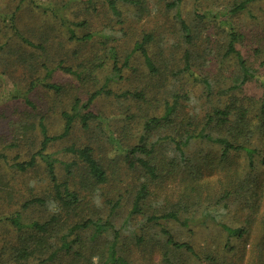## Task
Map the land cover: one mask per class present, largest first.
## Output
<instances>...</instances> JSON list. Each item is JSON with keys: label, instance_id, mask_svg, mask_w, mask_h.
Listing matches in <instances>:
<instances>
[{"label": "rangeland", "instance_id": "1", "mask_svg": "<svg viewBox=\"0 0 264 264\" xmlns=\"http://www.w3.org/2000/svg\"><path fill=\"white\" fill-rule=\"evenodd\" d=\"M236 1L238 0H182L179 10H176L177 8L171 7L173 0H144V8L140 12L132 5L118 1L120 16L115 17L105 0H0V215L20 210L25 199L38 195L47 188L44 158L35 157V166L28 172L20 173L12 167L16 162L28 160L40 149L41 125L49 137L61 134L64 124L62 113H71L75 98L84 102L89 91L94 92L101 86L112 90L113 94L123 91L142 92L145 96L144 101L132 97L115 98L112 95L100 94L90 105V110L95 113L116 116V119L111 120L110 128L114 137L125 147L138 142L142 120L162 109L163 100L166 98L164 89L173 88L179 92L186 89L190 97H195L194 105L191 104L190 108H194L198 113L206 105L216 102L218 97L206 94L203 85L195 82L193 77L173 74L181 68L182 54L188 49L179 35V20L183 19L191 27L198 26L201 38L196 40L193 49L196 47L205 49L207 43L210 46L215 45L213 52L210 53L214 57L211 59L209 56L210 61L208 63L205 61L200 67L195 63L194 73L197 75L200 73L202 77L209 75L212 80L216 78V81L213 80L215 87L224 86L235 69V60L232 56L221 59L220 50L216 51V44L225 39L224 33L216 27L215 22L210 19L196 20L193 14L203 11L221 12ZM3 13L14 15L20 34L34 46L26 45L11 35L9 20L1 16ZM61 17L72 23H82L80 26L72 27L77 38L85 34H91V38L88 40L69 38L67 28L60 22ZM255 18L264 21V1L252 3L246 10L232 18L234 27L244 36L237 47L253 66H257L264 55L260 39L262 29L254 24ZM145 34L150 35V41L145 45L148 54L163 70L160 77H152L139 51H134V44ZM112 46L116 48L117 61L122 72L121 79L108 81L106 77L110 73L112 63L108 58L107 49ZM257 48H263L258 55L254 52ZM60 63L70 68L73 73H66L57 68ZM48 70H51V74L47 81L59 86L58 91L36 86L25 94L26 100L23 97H13V94L25 92L32 80L44 78ZM260 70L264 71V66H261ZM243 92L246 97L259 95L255 84L245 86ZM130 114L132 119L124 121L126 115ZM98 129L96 123L92 126L90 124L87 129L82 128L79 120L75 119L69 133L62 138L49 141L42 154H47L55 160L54 171L62 178L66 175L65 163L74 160V155L69 153L67 148L90 146L95 157L103 162L108 181L96 191L87 193L92 196V204L90 209L84 207L78 210V217L98 210L99 216H110L115 226L120 228L119 226L129 217L132 193L138 185L140 173L129 170L120 156L113 159L118 150L116 146L107 142L106 137L102 136ZM193 149L197 151L196 156L207 150L202 143L194 144ZM260 169L264 173V167ZM219 178L217 171L208 172L202 177L199 181L202 196L216 200L220 194L217 193L218 183L222 181ZM178 179L167 181L162 188H151L147 208L150 213L166 212V209L175 208V204H182L188 200L184 193L185 187ZM6 182L8 186L3 188ZM5 190L10 191V197H6ZM119 195H121L119 205L110 211L107 201L113 203ZM245 198L244 196L242 201ZM34 208L22 212L25 222L41 220L46 216L42 210ZM233 215L232 211L227 216H221V219L236 224L239 216ZM195 216L186 227L173 220L160 222L170 232L173 241L190 243L198 256L204 257L205 254L212 253L215 258L214 264L256 262L253 239L246 241L244 251H241L242 244L236 241V245L240 246L238 254L218 253L215 248L224 242L223 235L215 224L201 215V212H197ZM203 220L207 223L201 224ZM129 222L131 230L125 233L120 229L119 240L128 246V255L132 263L161 264V251L157 249L151 251L153 243H149L152 241L155 244L158 240L157 246L164 244L159 226L147 225L142 215L131 216ZM90 234L89 229L74 232L70 239L77 238V242L72 244L70 254L61 255L53 264H71L73 251L78 250L83 244L87 248L94 246L98 251L104 252L107 242L105 236L91 242ZM13 235V230L8 225L0 224V264H18L10 263L3 251L6 244L13 242ZM134 235H144L146 244H137ZM172 254L175 259L171 256L170 258L173 261L179 257L183 264H206L184 250ZM90 260L91 262L84 264H100L95 254Z\"/></svg>", "mask_w": 264, "mask_h": 264}, {"label": "trees", "instance_id": "2", "mask_svg": "<svg viewBox=\"0 0 264 264\" xmlns=\"http://www.w3.org/2000/svg\"><path fill=\"white\" fill-rule=\"evenodd\" d=\"M118 1L132 5L139 12L144 8V0H105L115 17L120 16ZM257 1L264 0H238L221 12L203 11L193 14L196 20L210 19L215 22L216 27L224 33L225 39L216 44V51L220 50L221 59L232 56L235 60L234 72L224 86L215 87L213 83L216 78H213V81L209 75L202 77L200 73L199 75L194 73L195 63L200 67L205 61L208 63L210 57L211 59L214 57L210 53L213 52L215 45L210 46L207 43L205 49L197 47L193 49L196 40L201 38L198 26L191 27L183 19L179 20V35L188 49L182 54L181 68L173 74L193 77L195 82L203 85L206 94L218 97L216 102L209 104L210 106L206 105L201 112H195L194 108H190L195 97H190L186 89L181 92L173 88L164 89L166 98L163 100L162 109L142 120L138 142L125 147L114 137L110 128V122L116 119V116L95 113L90 110V105L100 94L112 95L115 98L132 97L138 101H144L145 96L142 92L131 91L113 94L112 90L101 86L94 92L89 91L88 98L84 102L75 98L71 113H62L64 124L61 134L49 137L44 126L39 127L42 135L40 149L28 160L13 164L12 168L20 173L28 172L35 166V157H42L45 160L44 170L48 178V186L38 195L25 199L20 210L0 215V224L8 225L14 233L13 242L3 247L10 263L53 264L61 255L70 254L72 244L77 242V238L70 239L74 232L89 229L91 242L105 236L104 239L107 241L105 251L100 252L94 246L87 248L84 244L80 245L78 250L73 251L71 264L91 262L90 259L94 254L100 264H133L128 255V246L119 240L120 229L128 233L131 230L129 218L133 215H142L147 225L159 226L160 236L164 238V244L161 243L160 246H157L158 240L155 244L149 241L153 243L151 251L155 249L161 251V264H183L179 261V257L176 261L172 260L175 259L172 253L180 250H184L201 262L214 264L215 258L212 253H207L204 257L198 256L190 243L173 241L170 232L160 222L173 220L186 227L195 219V214L201 212L203 217L217 226L224 237V242L218 245L215 251L235 255L240 248L236 245V241L242 244L241 251H244L246 241L253 239V248H256L253 253L256 254L257 260L252 264H264V173L260 171V168L264 167V71L260 70V67L264 66V55L257 66L250 64L237 47L244 36L232 23L235 15ZM181 2L182 0H173L171 7L179 10ZM1 16L8 18L12 36L26 45L34 46L20 34L14 15L3 13ZM60 22L67 28L69 38L77 40L91 38V34H85L80 38L74 35L72 27L80 26L82 23H72L64 17L60 18ZM254 24L262 29L260 39L264 48V21L255 18ZM149 41L150 35H143L140 41L134 44V51H139L149 74L152 77H160L163 70L148 54L145 46ZM263 48L255 49V54L258 55ZM107 55L112 64L106 79L108 81L121 79L122 69L118 65L116 48L109 47ZM57 68L66 73H73L61 63ZM50 74L51 70H48L44 78L32 80L25 92L13 94V97H23L26 100L25 94L36 86L58 91L59 86L47 81ZM249 84L257 86L258 96H244V87ZM75 119H78L85 129L90 127V124L92 126L96 123L99 133L118 150L113 159L117 158L115 156H120L129 170L140 173L138 185L132 193L129 217L119 226L120 228L115 226L110 216H99L98 210L78 217V210L84 207L90 209L92 204V196L87 193L96 191L108 181L103 162L95 157L90 146L67 148V151L74 155V160L65 163L66 175L62 178H59L54 171L55 160L47 154H42L49 141L62 138L69 133ZM131 119L132 114L126 115L124 121ZM199 143L204 144L207 150L196 156L197 151L193 148L194 144ZM213 171H217L219 179H222L218 183L217 193L220 194L216 200L202 196V186L199 185L202 177ZM174 179H178L185 187L184 193L188 200L182 204H175V208L166 209V212L150 213L147 208L152 193L151 188H162L167 181ZM7 186V182L3 184V188ZM4 193L6 197L11 196L9 190H5ZM244 196L246 198L242 201ZM120 197L121 195L113 203L107 201L110 211L119 205ZM29 208L42 210L46 216L41 220L25 222L22 212H26ZM199 208L201 209L198 210ZM232 211L233 217L239 216L236 224L221 219V216H227ZM204 222L205 220L200 223ZM233 240H235L234 244ZM135 241L137 244H146L144 235L135 236Z\"/></svg>", "mask_w": 264, "mask_h": 264}]
</instances>
